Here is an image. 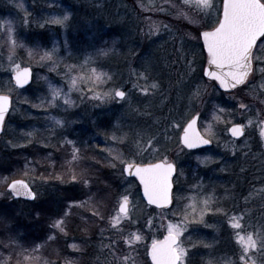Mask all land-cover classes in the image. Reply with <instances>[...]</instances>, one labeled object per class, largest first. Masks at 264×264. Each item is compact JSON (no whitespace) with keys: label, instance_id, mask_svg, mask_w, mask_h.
<instances>
[{"label":"rangeland","instance_id":"1","mask_svg":"<svg viewBox=\"0 0 264 264\" xmlns=\"http://www.w3.org/2000/svg\"><path fill=\"white\" fill-rule=\"evenodd\" d=\"M0 1L9 11L14 12V15H0V33L10 26L13 29V37L15 38L13 17L17 15L19 19L25 21L29 18L27 14L29 12L40 21L39 23L48 24L49 27L59 29V32L51 29L54 38L49 41L47 48L39 47L38 56L34 54L29 56L28 50L33 49V46L17 47L14 52H11L9 41L0 39V93L10 95L11 98L14 97L13 100L17 99L4 123V135L2 136L3 133L0 135V145L4 148L5 146L19 147L23 145L22 143L27 142V139L24 140L26 138L24 134H21L22 138L20 140L16 138L12 120L18 116V112L22 109L21 102L29 99V95L27 93H14L15 88L10 83L9 75L13 72V64L19 65V67L28 64L35 69L33 75L35 85L32 86L31 92L38 91L40 97L36 103H33L32 114L33 117L36 115L35 117L43 121L41 123L43 137H46L47 140L44 145L49 146L47 144L51 143L47 142H54V139L50 138L52 136L50 132L43 128L46 125L50 124L51 128L55 130L54 132L65 133L71 131V129L73 130L72 126L76 124L78 129L92 130L91 133L86 132V135L84 133L85 138L97 140L94 142L96 145H103L106 148L109 165H111L115 161H113L108 149H112L113 154L120 152L123 154L124 159L131 160L135 151V133L141 131L156 137L158 142L154 144V148L158 150L149 151L142 158L136 157L137 162H157L167 157L171 162L174 160L173 162L177 166V172L174 176V199L170 208L159 210L146 205L141 199L135 183L133 181L126 182L125 179H130L123 174L118 178V191L109 196V204L106 203L107 206L102 209L105 219H99L100 222L97 221V224L91 215L80 217L82 223L86 225L87 232L83 231V227L81 226V228L79 225L81 229L80 237L77 242L72 241L69 245L76 243L80 245L81 254H90V261L87 259V262H89L87 264H119L113 255H107L105 258V254H102L104 257H100L99 253L94 254V251L89 253L84 243L87 242L90 235H95L97 230H100L96 238L102 240L103 252L107 250V247L104 246L112 243L113 235L118 237L116 231L109 227L108 217L114 214L116 201L122 194H128L134 206L132 219L135 223L132 225L125 223V235L129 229L132 231L139 230L144 239L138 242L131 251L124 244L126 247L125 253L116 252V255H131L135 257L136 264H151L148 261L147 251L152 240L164 239L167 234L168 221L175 222L176 219L172 213L176 212L178 208L182 209L184 204L187 203L186 200L181 198L193 194L199 195L194 189L190 191L193 185H201V192L204 195H214V207L223 209V212H226L228 216L243 214L245 218L242 223L245 225L246 231L264 229V177L260 173L264 166V145L261 150L258 149L257 152L250 154L252 145L250 139H253L254 136L260 138L259 120L264 118V107L261 104L264 97V88H260V85L264 84V77H261L259 73L260 65H255L257 69L255 77L254 79L250 77L248 85L239 88L232 94L225 95L219 93L215 84L203 78L201 73L203 62H205V54L201 40L195 38L198 35L197 28L202 31L215 26L217 9L221 10V0H213L216 7L212 9L210 15H197L196 10L192 9V14L196 19L195 25L179 17L173 9V5H179L184 11H189L188 7L183 5L182 0H143L141 5H144V7L138 5L140 14L132 12V16H127L128 13L122 14V10L127 11L129 7L127 0H113L111 6L109 3L103 11L100 9L109 0H67L70 4L62 3L63 0H47L48 10H42L40 15L30 6L33 0ZM72 2L79 4V7H84L81 15L76 14V17L73 16V13L69 10ZM90 6L95 9V14L91 17L89 15ZM160 8H163L164 11H159ZM65 12L71 13L65 25H55L48 22L51 17L61 16ZM166 14L169 16L168 20L173 21L172 23L162 17ZM152 21L161 24V28L157 34L149 37L144 35L143 32H148L149 24ZM25 23H28V20ZM163 25H168V28H164ZM201 25H204V27H200ZM108 26L111 30L108 40L98 37L97 31H101L100 29ZM67 30L68 32H66ZM115 33L120 38L118 36L114 37ZM135 33L138 37L136 41H133L131 36ZM67 37L73 40L71 45L76 50L72 49L71 52L68 49L69 40L66 39ZM4 41L8 42L7 46ZM87 44H89V47L86 51L81 50ZM54 45L57 49L54 57L55 63L41 61L39 59L40 55L44 51H50ZM100 45H102L101 49H111L107 55H100L99 57L101 59L100 64H102L100 68L102 69L98 68V55L95 53V49ZM89 48L92 51H88ZM128 53L130 54L127 55ZM10 54L12 55L11 61L9 60ZM124 55L130 57L129 60L125 59L126 56L124 57ZM86 57H91L92 62L82 68L81 66L84 65ZM75 58L78 59V62L71 63V61H75ZM70 66L73 69L71 72L69 71ZM117 67L122 73V79L119 83L113 79V70L117 71L115 69ZM146 67L149 79L147 81L142 78L138 79L136 74L144 72ZM91 68L106 72L112 77L111 81L107 82L104 87L96 88L95 91L108 92L120 89L128 94L126 99H115L106 102L93 99V91H90L91 84H81L80 89L69 92L71 76L90 74ZM153 82H156L159 88L156 90L150 89L147 94L140 92L139 88L133 87V84L151 85ZM50 85L60 88L63 93L68 94L72 104L66 105L63 99H58L54 105H50ZM198 86L201 89V95L196 98L192 96V93ZM232 97H235V99ZM239 102L249 105V109L247 111L240 110L238 107ZM36 105H40V107H36ZM216 106L226 109V113L219 114ZM214 112L221 115L220 120L214 121ZM196 113L200 115L197 125L201 135L209 138V134L205 129L208 125L212 126L211 139L213 145L188 156L182 154V147L179 142V135L183 127L175 128L173 124L181 123L183 125ZM53 118L63 121V126L56 125ZM249 119L253 121V124L246 127L247 137L242 141H230L226 137L229 125L232 123L247 125ZM97 125L101 128H97ZM36 130L37 128H33L26 131L27 138H31ZM29 133H31L30 137ZM125 133L127 137L123 140H113L111 138L113 134L119 138ZM122 144H126L131 148L129 154L120 150ZM225 145L228 147L226 148ZM197 156H211L214 162L208 165L200 164L196 159ZM1 158L3 159L4 156L1 155ZM190 158L195 164L197 163L195 169L188 167ZM233 163L239 166L237 173L231 171ZM122 167L121 164L117 163L116 168H113V170L116 174L121 175L119 170L122 172ZM205 169L209 170V173L212 171L213 181L208 177L199 179L200 176H197V172ZM60 171L62 174L63 170ZM226 172L237 174L239 178L237 183H234L238 186L234 193L230 191L231 187L228 186L229 183L223 177ZM25 176L29 177L25 178L29 180L30 185L41 191L43 187L38 184L36 178H33L28 172ZM9 180L4 175L0 177V200L5 198V191L8 194L6 186ZM216 187L221 191L217 190ZM149 219L152 220L151 226L148 225ZM205 220L213 227L199 226L195 231L190 229L183 239L187 245V239L190 235L194 243L203 241V243L211 244L212 247L206 249L200 246L193 249L190 252L188 264H206L208 260H211L212 264H227L228 260H236L239 248L235 243L233 230L227 224V216L209 213ZM101 229H104L103 233H100ZM98 247H101V245ZM116 248L118 251H122L117 246L114 249L117 250ZM69 249L73 251L70 247Z\"/></svg>","mask_w":264,"mask_h":264},{"label":"snow or ice","instance_id":"2","mask_svg":"<svg viewBox=\"0 0 264 264\" xmlns=\"http://www.w3.org/2000/svg\"><path fill=\"white\" fill-rule=\"evenodd\" d=\"M184 6L188 7L189 11H184L179 5H173V9L176 11L179 17L187 20L189 23L195 25L196 19L192 14V9L196 10V14L210 15L213 8L216 5L213 0H182ZM22 7V5H21ZM144 7V5H141ZM159 11H164L160 8ZM71 13L65 12L61 16H53L48 21L55 25H65L69 20ZM164 28H168V25H163ZM200 27H204L201 25ZM161 24L152 21L149 24L147 36H152L160 31ZM8 40L10 43L11 52L17 47H25L23 44H18L16 39L13 37V29L9 26L7 29ZM198 35L195 37L197 40L202 39L203 48L207 51V64L208 67L204 70V75L210 80L218 82L219 87L227 90L237 89L239 86H246L250 82V77L254 79L256 67L260 65L259 73L261 77H264V0H223L222 10L217 9V17L215 26L211 27L210 30L200 31L197 28ZM108 50H98L99 55H107ZM57 49L55 45L50 51H44L40 55L41 61H50L55 63V55ZM29 56L33 55L32 49L28 50ZM9 60H12L10 54ZM92 62L91 57H86L82 68ZM14 72V79L17 85H24L28 83L30 78V70H20L19 65H12ZM73 69L70 66L69 71ZM135 74V73H134ZM137 78L148 80L147 67L144 72H140ZM112 77L106 72L97 71L95 68L90 69V74H80L71 76L69 81V92L74 89H80L81 84H91L93 91V99L100 101L110 100H125L127 93L120 89L110 90L108 92L95 91L96 88L104 87L107 82L111 81ZM134 88H139V91L147 94L149 90H156L159 85L156 82L151 85H139L133 84ZM260 88H264V84L260 85ZM50 105H54L58 99H63L66 105H71L72 101L68 97V94L63 93L60 88L52 87ZM201 95V89L198 86L197 89L192 93L193 97L199 98ZM235 99V97H232ZM191 102V98H190ZM12 100L10 95L0 94V129H2L5 115L9 111ZM40 107V105H36ZM238 107L240 110L247 111L249 105L239 102ZM219 114H225L226 109L219 108L216 106ZM230 114V113H229ZM199 118V114L193 116L187 120L186 124L174 123L173 127H183V133L179 138L180 144L183 148L192 150L198 149L202 145H209L213 141L211 139V125L205 129L209 134V138L201 135L197 130L196 124ZM221 115L217 112L213 113L214 121L220 120ZM55 120V118H53ZM56 125L63 126V121L55 120ZM230 123V121H229ZM260 136L264 138V118H260ZM253 121L248 120V124L232 123V126L228 129L232 136L241 137L245 134L247 126H251ZM29 137L31 133L28 134ZM127 137L125 133L121 137H117L115 134L111 137L113 140H123ZM135 151L133 158L127 160L123 158V154L116 152L113 154L112 149H108L109 154L112 156L114 163H111L112 168H116L117 163L121 164L122 172L121 175L127 173L129 176L134 175L139 179L140 185L143 187V195L147 198V202L150 205H156L160 208H165L173 203L172 194V177L177 172V166L174 162L168 160L167 157L157 162H137L136 157H143L149 151H157L154 148V144L157 143L155 136L147 135L144 132L137 131L135 133ZM65 143L72 145L71 159L67 161L68 171L70 174L71 182H81L84 186H90L92 178L87 174L86 170H82L77 173L73 168V164L80 160V149L75 146V143L70 140H66ZM227 148L228 146L225 145ZM200 164L208 165L213 163L211 156L196 157ZM223 170V169H222ZM57 179L63 180L62 176H58ZM11 189L13 196L20 197L24 196L32 201L38 199L37 192L29 186L25 180H12L7 185ZM195 190L199 195L193 194L187 197H183L187 201L182 209L178 208L172 215L175 222L172 220L168 221L167 234L163 240L153 239L148 255L151 257L152 264H188L190 259V252L197 247H204L206 249L211 248V244L203 243V241L193 242L192 237L189 235L187 239V245L183 237L191 229L195 231L199 226L213 227L209 225L205 217L212 213L213 215L223 214L227 216V224L233 230L235 243L238 245L239 254L236 260H228L227 264H264V229L258 231H246L245 225L242 223L244 215H231L228 216L223 209L214 207L215 197L212 194L204 195L201 192V185H193L190 191ZM93 197L89 196L86 200L72 201L69 203V208H81L88 209L91 211L93 217H97L100 220H104V214L101 210V201L95 203L92 202ZM179 203V201H177ZM134 206L129 198L128 194H122L116 201L114 208V214L108 217L109 227L116 231L117 236L123 240L129 249H134V246L138 242L143 241L144 237L139 230L132 231L128 230L125 235L124 225L125 223L132 225L135 222L132 219V213ZM40 212H35V216L39 218ZM69 215L65 212L63 216L53 221L51 228L57 230L59 234L67 235V223L66 217ZM4 218L0 217V221ZM152 220H148V225L151 226ZM104 229H101L103 233ZM58 236L54 231L53 235L47 237L48 241H56ZM10 244L19 245L18 241L12 237L9 238ZM43 245H36L31 249V252L39 251ZM69 247L74 252L80 251V245L73 243ZM114 257L118 260L119 264H136L135 257L131 255L117 256L116 251L112 244L105 245ZM24 251H27L26 249ZM25 260L40 261L39 256H24ZM11 257L6 258L5 261L0 264H8ZM43 264H56V262L43 261ZM64 264H77L75 260L65 258ZM206 264H212L211 260H208Z\"/></svg>","mask_w":264,"mask_h":264},{"label":"trees","instance_id":"3","mask_svg":"<svg viewBox=\"0 0 264 264\" xmlns=\"http://www.w3.org/2000/svg\"><path fill=\"white\" fill-rule=\"evenodd\" d=\"M31 2L32 4H30V6L38 15H40L42 10H48L47 0H33ZM112 2L113 0L105 2L104 7H102V9L100 10L103 11L106 8V5H108L109 3L111 6ZM62 3L70 4V2H68L67 0H63ZM142 3L143 0H127V5L129 7L127 11L123 9L122 14L128 13L127 16H132V12L139 13L138 5H141ZM69 10L71 11V13H73V16L76 17V14L81 15V12L84 11V7H79V4H75L74 2H72ZM12 14L14 15V12H12L11 10L9 11V9L2 5L0 1V15L6 16ZM27 14L29 16V18L27 19L28 23H25L27 20L23 21L19 19L17 15L13 17L12 21L15 28V39L16 41L18 40L17 43L26 45V47L33 46V54L35 56H38L40 49L39 47L41 46L43 48H47L49 41L53 40L54 38L51 29H55L58 32L59 29L49 27L48 24H41L39 23L40 21L37 20L30 12ZM94 14L95 9L90 6V17ZM149 15H151V13H149ZM74 17L72 18L75 19ZM162 17L166 19V21H169L171 23L173 22L170 19L168 20L169 16L167 14L162 15ZM7 29L5 31H1V40L5 39L9 41L8 37H2L8 36ZM68 30L66 32H68ZM100 30L101 31H97V36L101 37V39L103 38L108 40V36L111 33L109 26ZM143 33H145L144 35H146L147 32ZM113 36H118L120 38V36L116 33ZM137 37L138 36L136 33L131 36L133 41H136ZM66 39L69 40L68 49H70L71 52L72 49L76 50L74 49L75 47L72 48L71 45L73 40L68 37ZM7 41H4L6 46L8 44ZM101 46L102 45H100L97 49L101 50ZM87 47H89V44L82 47L81 50L83 49L86 51ZM97 49H95V53H97L98 55L97 65L98 68H100V65L102 64H100L101 59L99 58L100 55L98 54ZM88 51L92 50L89 48ZM83 53L84 52L82 51V54ZM129 54L130 53H128L127 55ZM22 55H24V53H22ZM125 56L126 55H124V57ZM23 58L26 59L25 57ZM129 58L130 57L127 56L125 57V59L128 60ZM74 60L75 61H71V63L78 62L77 58H75ZM119 62L121 63V61ZM24 65L30 66L33 73L35 72V69L32 65ZM118 68L119 67L115 68L117 71L113 70V79H115L119 83L122 79V73ZM33 85H35V83H33L32 81V83L23 91L17 89L13 90L14 93H27L29 95V99L21 102L22 109L20 110V112H18V116L14 117L13 120L11 119L15 127L14 132L16 138L20 140V138H22L21 136L24 134L26 137L24 138V140L27 139V142L22 143L23 145L19 147L5 146L4 148L2 145H0V177L4 175L6 176V179L9 178L11 180L14 178H21L23 176L22 178L29 181L27 178H25L28 177L25 176L28 172L32 175L33 178L37 179L38 184H40L43 188L41 189V191H39L38 189L36 190V188L33 187L35 192H37L38 194V199L33 202L13 200L9 196V194L6 193V191L4 192L5 198L0 200V217L4 218L2 221H0V262H3L6 260V258L11 257V259L8 261V264H43L44 260H47L49 262H56V264H64L65 258H68L75 260L77 264H87L89 263L87 262V259L88 261H90V254L84 255L81 254V251H71L68 246L72 241L77 242L78 238L80 237L81 229L79 228V225L80 227H83H81L83 231H86L87 229L86 225L82 223L80 217L83 218L88 215L92 216V214L88 209L69 208V203L72 201L86 200L89 196H91L93 197V203L97 201L102 202V210L103 207L107 206L105 205L106 203L109 204V196L118 191V178L119 176L123 175L116 174L113 168L109 165V156L107 155L108 153L103 145H96L94 142H96L97 140L94 141L93 139L85 138L84 133L86 135V132L91 133L92 130H85V128L83 130L78 129L75 124L72 126L73 130L71 129V131L69 130L65 133L54 132L55 130H53L51 128V125L48 124L43 128L47 129V131L50 132V134L52 135L50 138L54 139V142H47L51 143L47 144L49 146L44 145L47 140L46 137H43L41 127V123H43V121L42 119H38L37 117H35L36 115L33 117L32 114L33 103H36V101L40 97L38 91L31 92V88ZM16 102L17 99L13 100V106L16 104ZM98 127L99 126L97 125V128ZM33 128H37L36 132L33 134L34 136L32 135L31 138H27L25 132L30 131ZM79 134L81 135V137ZM3 135L4 133L2 134V136ZM16 138L15 140H17ZM66 140L73 141L75 143V146L80 149V160L73 164V168L77 173L81 172L82 170H86L87 174L92 178L90 186L86 187L81 182H71L67 161L71 159L72 145L65 143ZM120 150L127 154L131 152V148L126 146V144H122ZM182 152V154L188 156L192 154L185 151L183 148ZM1 155L4 156L3 159L1 158ZM235 163L232 164L233 166L231 167V171L237 173L239 166ZM196 164L191 160V158L188 160V167H192L193 169H195ZM60 170H63L62 174ZM261 171L262 172L260 173H262L264 177V166L262 167ZM119 174H121L120 170ZM197 174V176H200L199 179H206L208 177V179L212 181L214 180L212 171L209 173V170L207 169L197 172ZM58 176H62L63 180L57 179ZM223 177L229 183L228 186L231 187L230 191L234 193V190L238 187L237 185H234V183H237V181L239 180L237 174L226 172L225 174H223ZM219 179L221 178L219 177ZM125 181H133L138 189L137 183L134 180L125 179ZM216 188L217 190H220L218 187ZM35 212L41 213L39 218L35 216ZM65 212L69 213V215L66 217V223L68 225L66 236L59 234L57 230H53L51 228L53 221L63 216ZM93 218L95 219L96 223L97 221H99V218ZM54 231L56 232L58 239L56 241H48L47 237L53 235ZM98 231L100 230H97L95 235H90V238L87 240V242L83 243L87 247V251L89 253H92L94 251L93 253H99L100 257H104L103 255L105 254L106 258L107 255H112V252L108 248L107 250L102 252V240L100 241L96 238L98 236ZM10 237L16 239L19 245H22V248L16 246L15 244H10ZM111 244L114 248L115 246H117L119 249H122V251H118V249L116 248L117 250L115 251L118 253H123L126 250L123 241L114 235ZM36 245H43V247L37 252H31V249ZM99 245H101V247H98ZM25 249L27 251H24ZM126 253L128 254V251ZM28 255L39 256L41 257V260H25L23 257ZM97 261L100 262L101 260Z\"/></svg>","mask_w":264,"mask_h":264},{"label":"water","instance_id":"4","mask_svg":"<svg viewBox=\"0 0 264 264\" xmlns=\"http://www.w3.org/2000/svg\"><path fill=\"white\" fill-rule=\"evenodd\" d=\"M222 3H223V0H222ZM222 10V9H221ZM204 31V30H203ZM201 43H202V46H203V41H202V39H201ZM204 49V52H205V54H206V62H205V65H204V68H203V76H204V78H206V79H208V80H210L207 76H205L204 75V70L208 67V64H207V51H206V49L205 48H203ZM23 69H29L30 70V78H29V81H28V83H26V84H24V85H17L16 83H15V79H14V72L11 74V82H12V84H13V86L14 87H16L17 89H22L23 90V88H25L28 84H30V81L32 80V70H31V68H29V67H22V69L20 68V70L22 71ZM212 81V80H211ZM214 83H216V85H217V87H218V89L219 90H221V91H223V92H230V91H232V90H234V89H232V90H225V89H223V88H220L219 87V84H218V82H215L214 81ZM3 94V93H2ZM5 95V94H4ZM11 107V106H10ZM9 110H10V108H9ZM8 113V112H7ZM6 116V115H5ZM196 116V115H195ZM4 124V123H3ZM196 127H197V125H196ZM2 129H3V126H2ZM2 129H0V134L2 133ZM197 130H198V128H197ZM182 133H183V130H182V132H181V134L179 135V136H181L182 135ZM228 133H229V135H231V137L232 138H234L233 136H232V134H231V132L228 130ZM180 138V137H179ZM239 137H235L234 139H238ZM182 146V145H181ZM202 146H205V145H202ZM186 149V148H185ZM187 150H189V149H187ZM124 175L126 176V177H128L129 179L130 178H133V179H135L136 181H137V183L139 184V186H140V193H141V195H142V199H144V201L146 202V204H148V202H147V198L146 197H144V195H143V187H142V185H140V183H139V179L137 178V177H135L134 175H132V176H129L127 173H124ZM175 175V174H174ZM173 175V176H174ZM172 179H173V177H172ZM15 180H23V179H15ZM11 183V181L8 183V184H10ZM7 184V185H8ZM173 185V184H172ZM30 186V185H29ZM6 190L8 191V192H10V194L12 195V197L14 198V199H23V200H26V201H32V200H30L29 198H27V197H24V196H20V197H15V196H13V194H12V192H11V189L10 188H8V186L6 187ZM148 205H150V204H148ZM152 206H154V207H156V208H160V207H157L156 205H151V207ZM170 207V205L169 206H167V207H165V208H163V209H167V208H169ZM150 249V248H149ZM149 249H148V251H149ZM148 257H149V259H150V261H151V263H152V260H151V257L148 255Z\"/></svg>","mask_w":264,"mask_h":264},{"label":"flooded vegetation","instance_id":"5","mask_svg":"<svg viewBox=\"0 0 264 264\" xmlns=\"http://www.w3.org/2000/svg\"><path fill=\"white\" fill-rule=\"evenodd\" d=\"M244 86V85H243ZM243 86H241V87H239V88H243ZM239 88H237V89H235L234 91H232V92H228L229 94H232V93H234V92H236ZM228 93H224V94H228ZM263 95H264V91H263ZM261 104H262V106L264 107V97H263V100H261ZM260 127H261V125H260ZM245 137H247V133H246V129H245V134L243 135V137L241 138V139H239V140H237V141H242ZM259 136H254L253 137V139H250L251 141H252V145H251V147H250V154L252 153V152H257V150L258 149H260L261 150V147H263V145H264V138H261V136H260V138H258ZM236 141V142H237ZM254 142V143H253Z\"/></svg>","mask_w":264,"mask_h":264}]
</instances>
